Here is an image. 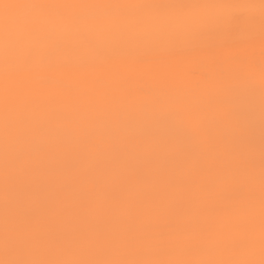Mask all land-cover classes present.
<instances>
[{
    "label": "snow or ice",
    "instance_id": "obj_1",
    "mask_svg": "<svg viewBox=\"0 0 264 264\" xmlns=\"http://www.w3.org/2000/svg\"><path fill=\"white\" fill-rule=\"evenodd\" d=\"M230 46L246 51L233 61L240 117L221 89L217 57ZM175 53L208 60L192 73L206 103L175 114L165 147L91 144L80 125L121 114L143 95L139 81L161 76L150 66ZM57 54L74 62L54 64ZM0 64V264H264V0L3 2ZM56 73L79 76L60 108L44 95ZM64 116L78 132L68 156L40 139ZM237 119L242 130L229 132Z\"/></svg>",
    "mask_w": 264,
    "mask_h": 264
},
{
    "label": "bare ground",
    "instance_id": "obj_2",
    "mask_svg": "<svg viewBox=\"0 0 264 264\" xmlns=\"http://www.w3.org/2000/svg\"><path fill=\"white\" fill-rule=\"evenodd\" d=\"M252 1L259 2V0ZM3 2H15V0H0V3ZM203 2H221V0H203ZM223 2L247 3V0H223ZM223 49H221L217 59L222 62L224 70L228 74V79L223 82L221 89L229 100L227 107L237 117H240L245 111L248 101L238 78L242 70L241 65L233 61L242 60L246 55V51L239 46H230ZM51 59L54 64L74 62L71 57L59 54ZM2 67V64H0V71H2ZM207 67L208 60L199 53L164 54L156 64L149 68L150 71L159 72L161 76L154 80L139 81L136 87L143 88V95H129L123 102L122 108L117 110L121 114L106 117L95 116L85 120L80 126L88 127L89 142L98 145L105 152L108 149L109 142L148 144L153 140H159L162 142V147H165L176 122L175 114L181 112L189 101L200 105L206 103L205 97L195 95L204 87V82L194 77L192 73L206 71ZM78 79L77 73H56L52 76V81L45 90L44 95L50 96L58 102L54 104V108H60L59 102L70 90L74 94ZM256 88L255 124L258 144L260 99L258 77ZM231 124L229 125L231 128L228 126L229 132L235 131L238 134L242 130L239 119ZM48 128L49 131L40 139L46 140L51 150L58 153L63 152L65 156H68L70 144L77 142V126L71 122L69 117L64 116L52 119L48 124ZM2 155V134H0V229H2L3 219ZM107 159L110 158H106V162ZM57 163L59 164L61 161L58 160ZM0 255H2V252H0Z\"/></svg>",
    "mask_w": 264,
    "mask_h": 264
},
{
    "label": "rangeland",
    "instance_id": "obj_3",
    "mask_svg": "<svg viewBox=\"0 0 264 264\" xmlns=\"http://www.w3.org/2000/svg\"><path fill=\"white\" fill-rule=\"evenodd\" d=\"M247 2H253V1H252V0H247ZM254 3H259V2H254ZM223 50H224V49H223ZM230 52H231V50H230ZM230 52H228V53L230 54ZM244 53H245V52H244ZM240 54H243V53H240ZM240 54H239V55H240ZM241 56H243V55H241ZM190 94H191V93H190ZM194 97H195V95H194ZM194 97H193V98H194ZM193 98H191V99H193ZM194 100H195V99H194ZM191 102H192V101H191ZM194 103H195V102H194ZM235 121H237V120H235ZM233 122H234V121H233ZM231 125H232V124H231ZM229 127H230V126H229ZM229 127H228V128H229ZM230 128H231V127H230ZM233 128H234V127H233ZM233 128H232V129H233ZM229 130H231V129H229ZM231 131H232V130H231Z\"/></svg>",
    "mask_w": 264,
    "mask_h": 264
}]
</instances>
